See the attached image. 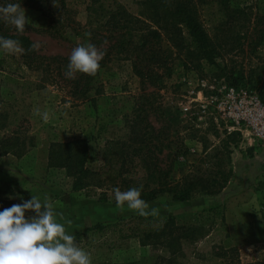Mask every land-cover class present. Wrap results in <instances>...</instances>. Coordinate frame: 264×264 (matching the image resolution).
Instances as JSON below:
<instances>
[{
  "label": "rangeland",
  "instance_id": "374dc122",
  "mask_svg": "<svg viewBox=\"0 0 264 264\" xmlns=\"http://www.w3.org/2000/svg\"><path fill=\"white\" fill-rule=\"evenodd\" d=\"M109 2L114 8L112 0ZM124 2L129 11H137L134 0ZM231 2L232 8L244 10L253 18L264 15V0ZM13 11L14 26L33 39L40 55L67 61L60 71L56 64L48 71L36 72L25 66L17 47L0 49V117L13 124L9 130L0 127V140L15 132L33 137L35 143L21 158L0 155V189L6 192L3 206L8 211L10 201H18V207L12 206L17 215L3 219L8 235L24 237L25 231L37 235L43 250L39 264H54L63 256L68 257V264H156L162 255L160 247L144 246L134 237L113 241L109 232L89 230L142 215L161 219L174 215L180 224L194 221L205 225V238L197 242L196 252L200 249L202 253L217 243L225 249H239L243 262L264 258V141L255 140L246 129H231L212 110L206 113L199 108L188 113L182 110L189 101V92L202 89L198 86L201 80L264 95V43L254 48L262 27L254 29L248 23H236L231 32L240 34V39H231L216 64L185 66L183 58L176 55L170 62V76L150 98L155 108H161L150 116L157 129L166 124L162 113L179 122V127L165 141L164 149V165L173 164V178L180 180L195 171L194 166L211 170L215 159L209 161L207 157L220 149L225 154V169L234 171L227 188L218 196H199L179 203L129 202L124 193L108 188L98 190V194L108 192L109 200L101 202L100 196L73 191L72 180L65 170L49 168V149L56 142L84 138L90 147L87 167L99 172L107 142L130 138L129 128L142 102L140 79L131 61L117 57L92 80L88 97L78 99L65 79L89 76L99 62L101 56L91 48L88 38L73 33L63 37L47 34V16L42 15L40 4L31 5L29 0H22ZM74 12L75 19L85 25L87 13L78 7H74ZM108 18L109 15L103 19V24ZM93 25L95 28L96 24ZM152 91L150 88L148 92ZM177 141L185 144L189 152L186 158L179 155L175 161L172 157L175 152L171 150H175L177 145L173 142ZM215 205L225 206L229 237L222 241L213 230L209 231L213 216L207 210ZM80 234L84 237L75 240ZM0 264L12 263L0 257Z\"/></svg>",
  "mask_w": 264,
  "mask_h": 264
},
{
  "label": "trees",
  "instance_id": "16d2710c",
  "mask_svg": "<svg viewBox=\"0 0 264 264\" xmlns=\"http://www.w3.org/2000/svg\"><path fill=\"white\" fill-rule=\"evenodd\" d=\"M124 1L112 0L115 5L112 8L109 0H29L31 5L40 4L42 15L47 16V34L63 37L64 34L73 33L87 37L91 48L101 56L89 76L65 79L73 86L78 99L85 100L88 97L92 80L117 57L132 62L142 86L139 99L142 102L129 128L130 138L124 142H107L104 164L99 172L87 167L90 147L84 138L51 144L49 168L65 170L67 177L72 180L73 191H85L87 196H100L101 202L109 200L108 192L106 190L98 194V190L108 188L124 193L129 202L168 200L179 203L199 196H218L234 176L233 170L227 172L225 169L224 152L219 149L213 156L207 157L209 161L215 159L211 170L194 166L195 171L175 180L173 164L164 165V149L165 141L171 131L179 127V122L167 119L168 115L162 113L166 124L157 129L150 116L161 108H155L150 98L155 96L164 80L170 76V62L176 55L183 58L185 66L192 63L200 65L201 62L216 64L222 49L229 46L233 39L237 40L235 37L240 39V34L231 32L236 23H248L254 29L262 27L254 40V48L259 47L264 43V15L253 18L244 10L232 8L231 0H134L136 12L129 11ZM21 2L0 0V49L11 45L17 47L21 51L23 63L33 71H48L56 64L60 71L67 61L65 58L40 55L33 39L21 32L17 25L14 26L13 9ZM74 7L82 8L87 13L85 25L75 19ZM107 15L109 18L103 24ZM150 88L154 91L148 92ZM260 97L264 101V95ZM7 121L6 117H0L1 129L11 128L13 124ZM176 140H179L178 134ZM173 144L177 145L175 150H171L175 152L172 156L175 161L179 155L186 158L189 150L185 144L180 141ZM34 146L33 137L13 132L0 140V155L12 154L21 158ZM201 163L202 160L199 161ZM5 193L0 189V257L12 264H39L43 258L39 237L28 231L23 232L24 237L15 234L10 236L9 229L3 225L6 216L17 215L12 209L18 207V201L13 199L9 203L10 210H6L3 206ZM207 211L213 216L209 231L213 230L220 241L228 238L225 206L215 205ZM204 228L205 225L194 221L180 224L179 218L174 215L167 219L142 215L131 220L122 219L106 227L97 225L89 232H109L113 241L134 237L144 246H158L162 249V255L156 264H264V258L243 262L239 249H225L217 243L202 253L200 249L196 252L197 242L205 238ZM83 237V234L76 235L75 240ZM67 258H57L54 264H68Z\"/></svg>",
  "mask_w": 264,
  "mask_h": 264
},
{
  "label": "built area",
  "instance_id": "2783aa9c",
  "mask_svg": "<svg viewBox=\"0 0 264 264\" xmlns=\"http://www.w3.org/2000/svg\"><path fill=\"white\" fill-rule=\"evenodd\" d=\"M198 86L202 89L189 92V101L182 108L184 113L197 108L203 113L212 110L231 129H246L252 138L264 141V101L257 92L202 80Z\"/></svg>",
  "mask_w": 264,
  "mask_h": 264
}]
</instances>
